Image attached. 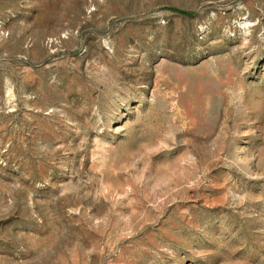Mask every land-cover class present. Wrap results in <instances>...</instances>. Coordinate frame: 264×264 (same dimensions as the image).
Instances as JSON below:
<instances>
[{
	"label": "rangeland",
	"instance_id": "374dc122",
	"mask_svg": "<svg viewBox=\"0 0 264 264\" xmlns=\"http://www.w3.org/2000/svg\"><path fill=\"white\" fill-rule=\"evenodd\" d=\"M0 264H264V0H0Z\"/></svg>",
	"mask_w": 264,
	"mask_h": 264
}]
</instances>
